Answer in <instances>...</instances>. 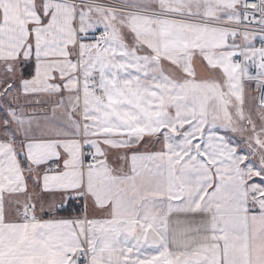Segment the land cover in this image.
<instances>
[{
	"label": "snow or ice",
	"instance_id": "snow-or-ice-1",
	"mask_svg": "<svg viewBox=\"0 0 264 264\" xmlns=\"http://www.w3.org/2000/svg\"><path fill=\"white\" fill-rule=\"evenodd\" d=\"M0 264H264V0H0Z\"/></svg>",
	"mask_w": 264,
	"mask_h": 264
}]
</instances>
